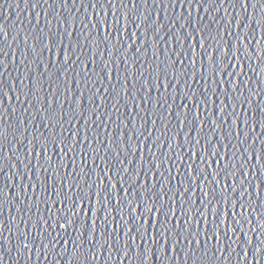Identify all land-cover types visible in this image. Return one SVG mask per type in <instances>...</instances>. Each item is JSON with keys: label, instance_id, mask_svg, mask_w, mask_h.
<instances>
[{"label": "snow or ice", "instance_id": "obj_1", "mask_svg": "<svg viewBox=\"0 0 264 264\" xmlns=\"http://www.w3.org/2000/svg\"><path fill=\"white\" fill-rule=\"evenodd\" d=\"M23 3L33 10L46 6V23L24 36V56L30 48L33 59L20 88L14 81L10 85L17 102L28 104L15 125L5 123L11 118L4 98L11 104L12 95L0 79V241L8 224L14 231L5 243L10 246L14 234L19 251L31 246L39 261L41 255L48 259L61 238L67 248L71 237L68 264H97L105 250L111 260L117 248L125 260L134 248L137 264H152L155 247L163 264H173L180 259L176 252L182 239L189 242L187 250L180 249L184 264H204L209 233L225 243L224 251L232 246L227 239L237 248L247 241L251 248L253 196L259 199L264 192V138L248 121L264 126V118L237 113V105L242 110L255 105L256 113L264 112L259 89L245 96L241 88L242 59L254 60L257 67L264 60V0H151L152 8L159 9L151 13L149 0ZM226 4L240 13L230 17L225 11L223 20L202 24L201 9L208 15ZM6 44L11 46L0 24L3 72L8 71ZM33 77L34 83L25 86ZM250 80H243L244 88ZM198 81H203L199 89ZM38 121L45 132L37 134ZM25 144L23 175L15 164L16 176L6 174L5 161ZM256 220L264 229L259 215ZM193 244L202 255L192 251ZM260 245L256 256L264 258V240ZM32 254L26 253L28 261ZM4 259L0 255V264Z\"/></svg>", "mask_w": 264, "mask_h": 264}, {"label": "water", "instance_id": "obj_2", "mask_svg": "<svg viewBox=\"0 0 264 264\" xmlns=\"http://www.w3.org/2000/svg\"><path fill=\"white\" fill-rule=\"evenodd\" d=\"M230 2V0H229ZM46 7V6H45ZM45 7L42 5L41 8L37 7L35 10H33L30 7V4H24L23 0H0V24L4 25V30L8 34V41L11 42V46L9 47L8 44L5 45L6 54L8 56V71L3 72V69L0 68V79L4 81L5 84V92L9 91V96L12 95V102L11 104L7 103L8 97L4 98L3 107L4 109H7L8 117L11 119L9 120L7 117L5 118V123H11L13 125L16 124L18 118L21 115V112L28 107V104H25L23 99L20 100L18 103L15 97V94L11 91V82H15L16 88H20V81L23 80L24 74H25V67L26 65L30 64V61L33 59L31 55V49L28 48L27 51L29 52V55L27 57L24 56V53L26 51L25 45L23 43L25 34H31L32 29H36L39 31L40 29L45 28L46 21L43 20V14L45 11ZM77 7H79V4H77ZM58 11V10H57ZM159 9H153L151 0H149V12H158ZM227 11L230 17L237 16L241 9L236 8L235 11L231 7H229L227 4L224 5V7H214V10L210 12L208 15H205L203 12V9L200 11V16L203 17L202 24H209L213 19H215L217 22L224 19V12ZM217 12L219 13L217 15ZM251 12V9H249V13ZM37 13H40V19L35 20V17ZM56 12H53V15L49 17V19H53V17L56 15ZM72 14L76 15V10L72 9ZM84 13L83 11L79 14L82 16ZM178 14V10H177ZM65 17H67L69 14L67 12L64 13ZM168 15H171V12H168ZM185 18L188 16L187 10L184 12ZM259 16V13H257V17ZM193 19L197 21L199 24V20L196 16V13L193 12ZM58 23V21H56ZM166 22V21H165ZM246 24H247V17H246ZM37 25H39V28H36ZM131 27V26H130ZM179 25H177V28ZM222 27H224L222 25ZM47 31V29H45ZM62 31V30H61ZM80 31V24H79V18L77 19V35H79ZM229 31H231V26H229ZM231 39V38H227ZM67 43V41H66ZM250 43L255 44V40L250 41ZM87 51V50H85ZM104 51L103 44L101 45V52ZM143 51V50H142ZM120 50L117 49V57H119ZM231 56V53L229 54ZM253 55H255V49L253 48ZM111 57V52L109 51L106 55V59ZM25 59V65L20 64V60ZM139 59V57H138ZM143 59V57H141ZM151 53L149 52V60H151ZM163 59V57H161ZM15 60V63H12V61ZM244 63V75L241 77V88L243 89V94L245 96H250L251 93L256 92L257 89L260 91V102L264 103V75H260V69L264 68V60L260 61L259 67H257L254 60L249 61H241ZM141 63L143 61L141 60ZM187 64V61L185 62ZM251 64V70L248 65ZM139 67V66H138ZM239 70V69H238ZM28 71H31V68H28ZM52 71V70H50ZM42 77H45V74L43 73V69L41 68V71L39 73ZM251 77V80L248 84L247 88H244L243 80ZM46 80V77H45ZM43 82V81H42ZM114 82V81H113ZM30 83H34V77L32 81L25 80L24 84L25 86L29 85ZM201 84H203V81L201 83L198 81L196 84V87L199 89ZM207 87V85H204ZM27 91V89H25ZM45 94L48 93L49 89L47 88V85L45 84L44 88ZM169 91H172L171 89ZM214 99V98H213ZM220 100L224 101L225 97L224 95L220 96ZM32 102V98H30L29 103ZM227 102V101H225ZM217 104H219V101H217ZM67 106V105H66ZM85 107H87V102L85 101ZM35 108V105H33V109ZM255 105L247 106L244 105L243 110L240 109V106L237 105V113H241L242 111L249 112V113H255L254 119L260 120L264 118V112H255ZM12 109H16L15 112L12 111ZM225 111H228L226 109ZM258 111V109H257ZM124 109L121 108V113L123 114ZM0 115H3V111L0 110ZM113 118H115V115H113ZM28 119L29 121L32 119L31 112L28 113ZM127 121H125L126 123ZM139 121H137V124ZM151 123V122H149ZM249 124H252L256 128V135L261 136L264 138V126H261L258 123H253V120L248 121ZM123 125H121L122 127ZM37 134L43 133L46 131L43 127H40L39 121L37 122ZM207 130V128H206ZM245 132L250 133L249 128H244ZM115 134V133H113ZM235 143V141H233ZM259 146V145H258ZM26 153V144L21 145L19 153H12L11 158L9 161H5L7 163L8 167L6 168L5 172L6 174H11L13 177L16 176V173L12 171V165L15 164L18 167L21 168L20 175H23V165L20 163V161L23 158V155ZM112 153H109V156H111ZM120 159H123V156H121ZM145 159L147 157L145 156ZM65 163H67V160H65ZM213 167H215L213 165ZM199 183V182H198ZM25 187H27L28 181L27 178H25L24 181ZM16 187H20L19 180L16 181ZM119 187V186H118ZM127 187V185H125ZM9 190L13 196V199H15V189L12 187L11 184H9ZM39 191V189H37ZM199 193L197 192V195ZM27 199V197H26ZM193 200H195V196L193 197ZM202 206V205H201ZM178 207V205H177ZM252 207L254 208V212L250 221V227L253 229L252 231V240L253 245L251 248H246L247 241H245L244 244H241L238 248L232 244L231 239H227V244L232 245L227 249V251H224L225 243L224 242H217L216 240L211 238V233H209V239L207 241L208 247L204 249V251L208 252L207 257H204V264H264V258L260 256H256V248L260 247V241L261 239L264 240V236H261V232H264V229H258L257 225L258 222L256 220V215H259L261 217V221H264V192H261L259 199H257L255 196H253V204ZM251 213V210H249ZM14 213V210H13ZM7 214V213H5ZM117 220H119V217H117ZM248 225H246L247 227ZM9 231H14V229L9 226L8 224L5 225V232L3 234V241H0V255L4 256V262L3 264H68V261L72 257L73 252V243L74 241L71 239V237L67 238L69 239L68 247L65 248L64 246V239L61 238V240L57 241L58 247H55L52 254L48 255V259H44V255L40 256L39 261L36 259V253L34 249L32 250V260L28 261L26 259V253L29 250H24L23 253L19 251L20 246L18 245L15 235L13 234L11 239V244L9 246L8 243H5V241L9 240ZM135 233H133L134 235ZM237 235H241L239 232ZM243 238V237H242ZM201 240H203V237H201ZM120 243L122 244L123 241L121 240ZM189 242L181 240L180 245L177 248L176 255L180 257L179 261H174L173 264H184L183 261V253L180 251L181 248H184L187 250ZM219 247L221 249V252H217L216 248L213 246ZM39 247V245H37ZM129 246L132 247L131 239H129ZM9 247L11 250H9ZM88 247L87 244L84 245V248L81 249V252H84L86 248ZM143 247H147V242L145 241ZM203 248V244L201 245ZM233 248H235V251H233ZM209 249H211L209 251ZM95 251V249H94ZM192 251L196 252L195 245H192ZM153 252L155 253L153 257L152 264H163V262L159 259V248L155 247L153 248ZM119 253V258H117V254ZM47 254V253H44ZM197 255H202L201 252H196ZM20 256V259H17V256ZM135 255V249L133 248V252L129 255L128 259L125 260L123 257L122 252H120V249L117 248L116 251L113 253V258L111 260L107 259L108 252L105 250L103 258L99 259L97 264H120V261L123 260L124 264H137V258L136 260L133 259V256ZM243 257V258H240ZM168 259H172V253L169 249L168 251ZM73 264H76L75 261H73ZM151 264V262H150Z\"/></svg>", "mask_w": 264, "mask_h": 264}]
</instances>
